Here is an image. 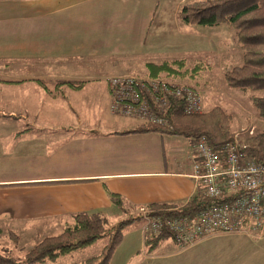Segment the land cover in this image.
<instances>
[{
  "label": "crops",
  "instance_id": "1",
  "mask_svg": "<svg viewBox=\"0 0 264 264\" xmlns=\"http://www.w3.org/2000/svg\"><path fill=\"white\" fill-rule=\"evenodd\" d=\"M187 2L0 0V230L16 244L25 236V253L76 213L101 211L116 223L127 209L204 195L193 175L196 141L134 132L143 122L110 111L105 82L147 75V63L183 59L188 68L206 48L217 52L215 34L229 39L230 29L182 22ZM144 236L133 224L108 264H264V230L187 245L169 238L150 254Z\"/></svg>",
  "mask_w": 264,
  "mask_h": 264
},
{
  "label": "trees",
  "instance_id": "2",
  "mask_svg": "<svg viewBox=\"0 0 264 264\" xmlns=\"http://www.w3.org/2000/svg\"><path fill=\"white\" fill-rule=\"evenodd\" d=\"M182 22L215 26L229 25L235 32L236 42L242 51L243 61L240 65L225 70L224 78L228 86L249 90L248 98L256 116L264 119V0H196L183 4L178 12ZM148 76H165L170 78L194 76L203 68V64L196 63L192 68H185L183 59L163 61L159 64H146ZM171 100L166 112V118L171 128L150 124H140L134 132H160L192 137L195 141L204 138L220 155L226 143L237 144L228 129L229 116L221 108L216 107L206 113L200 123L186 128L178 125L175 119L185 115L181 105ZM203 113L194 114L202 116ZM193 116V115H192ZM245 158L255 161L264 160V131L246 139V144L238 145ZM110 202L122 207L124 199L121 195L109 192ZM210 204L205 195H195L180 207L170 204H151L150 215L160 218L188 216L191 217ZM73 221L67 224L58 235L47 236L27 249L24 259L15 258L0 251V264H32L53 261L60 256L92 245L101 238L107 242L99 254L87 257L74 264H108L114 249L119 245L124 232L133 224L142 223V217L129 216L108 226V220L101 211L80 212L73 215ZM17 235L9 234L11 240L16 241ZM172 238L165 231L158 234L145 232V252L150 254L160 242Z\"/></svg>",
  "mask_w": 264,
  "mask_h": 264
},
{
  "label": "built area",
  "instance_id": "3",
  "mask_svg": "<svg viewBox=\"0 0 264 264\" xmlns=\"http://www.w3.org/2000/svg\"><path fill=\"white\" fill-rule=\"evenodd\" d=\"M113 114L133 117L143 123L171 128L166 112L178 101L185 115L202 113L201 93L170 77L124 74L105 78ZM198 160L193 175L203 183L210 204L188 217L160 218L141 207L144 232H168L179 245L204 237L241 231L264 230V160L245 158L237 144L226 143L223 156L204 139L195 142Z\"/></svg>",
  "mask_w": 264,
  "mask_h": 264
},
{
  "label": "rangeland",
  "instance_id": "4",
  "mask_svg": "<svg viewBox=\"0 0 264 264\" xmlns=\"http://www.w3.org/2000/svg\"><path fill=\"white\" fill-rule=\"evenodd\" d=\"M192 1L196 0H188V2ZM220 25H225L230 29L229 39H227L226 34L222 33H219L220 35L218 33L215 34V39L212 34L209 35L211 39L216 40L218 43L217 52H213L212 50L206 48L202 54H199V57H195L197 59L192 60L193 63L190 64L191 61H188L187 64L189 69L192 68L196 63L203 64L204 68L194 76H190V74H188L184 77L173 78L179 83L194 86L200 91L202 113L204 115H182L177 117L175 121L178 125L184 126V128H186L189 125L200 123L203 117H207V112L219 107L224 114L229 116L227 120L229 123L228 129L233 135L234 140L238 145H243L246 144V139L248 137L254 136L255 134L264 131V119L256 116L255 110L253 109L248 98L249 94L251 93L249 90L230 87L225 82V70L240 65L243 61V57L242 51L236 42L234 30L229 25ZM144 72L145 71H139L140 74L136 75H143ZM127 118L128 120L134 119L133 121H135L136 124L140 123V120L136 118ZM136 215L143 218L140 208L127 209L126 213H121L113 220H120ZM113 224L115 223L112 221V219L111 222L108 221V226ZM10 233L12 232L8 230H0V251L5 250L6 254L10 256L19 258L20 260L24 259L25 251L23 250L24 247L22 246H24L23 244H25V242H28V239L25 236L23 237V235L20 233L19 244H16L18 237L16 236V241H13L9 237ZM248 233L253 234V232ZM106 242V238H101L92 245L75 250L66 256L58 258L55 261H46L43 263L36 262L33 264H74L81 262L87 257L99 254Z\"/></svg>",
  "mask_w": 264,
  "mask_h": 264
}]
</instances>
